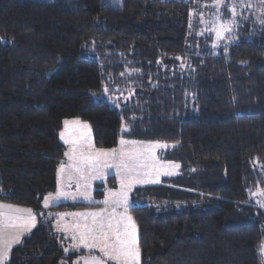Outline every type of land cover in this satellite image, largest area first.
Masks as SVG:
<instances>
[{
    "label": "trees",
    "instance_id": "trees-1",
    "mask_svg": "<svg viewBox=\"0 0 264 264\" xmlns=\"http://www.w3.org/2000/svg\"><path fill=\"white\" fill-rule=\"evenodd\" d=\"M195 7L0 0V200L40 213L56 190L64 121L80 119L98 149L161 142L180 167L161 191L132 194L144 202L130 209L141 264H261L264 209L251 195L264 189V16L250 9L216 44L197 36ZM71 258L42 221L6 264Z\"/></svg>",
    "mask_w": 264,
    "mask_h": 264
},
{
    "label": "snow or ice",
    "instance_id": "snow-or-ice-1",
    "mask_svg": "<svg viewBox=\"0 0 264 264\" xmlns=\"http://www.w3.org/2000/svg\"><path fill=\"white\" fill-rule=\"evenodd\" d=\"M215 6L219 9L221 6H227L225 0H216ZM231 12L235 14V5L231 7ZM219 18V14H218ZM230 31L229 24H221L218 29H216L217 38H222V33ZM65 129L67 130L69 124H81L80 121H64ZM82 128L88 129L87 124L81 125ZM67 131L61 132L60 137L64 140L65 143L76 144L77 141H69L65 139ZM126 141L121 140L120 144L124 145ZM165 144H153L149 145L148 148L154 150L156 148H165ZM73 155L69 156V159H76L75 153L76 149H72ZM67 155V153H66ZM139 153H125L123 151L119 154V163H111L107 158L116 160L117 151L115 149L105 151L100 150L94 153L84 154L81 153L79 157V163L75 165V170L80 173V180L84 181L83 187L84 192H81V195L85 199H91L90 193L87 191L90 188V184L85 176V170H88L89 173H94L98 171L101 166L105 168L116 167L118 169H123L125 172L132 173L136 172V175H128L121 179V189H131L134 183H159V175H170L168 171H162L161 169H155V176L150 172H145L144 176L141 177L139 172L136 171L137 168L146 167V164L143 163L139 157ZM101 157H104L103 161ZM150 158L155 161L156 156L155 152L151 151ZM172 168H178L179 165L173 164ZM60 173L64 172V166L62 165L59 169ZM62 187V186H61ZM81 185L77 183V190H80ZM71 195L63 190L57 192L56 197H47L44 200V206L47 208L49 206V201L52 199H59L61 197L67 198ZM110 198L112 203L116 206L124 205V212L128 211V192L122 191L120 193L110 192ZM264 195V193H261ZM104 204H108L109 200L106 199L103 201ZM261 206L264 207V202L261 203ZM3 205H0V208H3ZM21 213H26L22 215ZM74 215L82 216L85 219L91 217V224L85 223L83 226L77 224L75 225L76 232L72 236L74 241H77L73 245L75 249H79L80 246L86 249H96L98 248L101 253L109 261H115L116 264H139L140 260V250L137 246V235H136V226L132 221L131 216L124 214L120 215V218L117 219L115 207H113L110 217L105 222L103 212H90V213H75ZM62 218V217H61ZM36 224V216L32 213L30 209H19V208H9V214L4 215L0 212V264H3L5 256L8 255L10 246L20 242L21 236L30 231L32 227ZM13 230L8 233V238L5 239V233L7 230ZM67 251V249H66ZM260 251L264 254V244H261ZM79 264V262H77ZM84 264H105L104 260L90 257L84 260Z\"/></svg>",
    "mask_w": 264,
    "mask_h": 264
},
{
    "label": "rangeland",
    "instance_id": "rangeland-1",
    "mask_svg": "<svg viewBox=\"0 0 264 264\" xmlns=\"http://www.w3.org/2000/svg\"><path fill=\"white\" fill-rule=\"evenodd\" d=\"M20 1L27 2L28 0H20ZM40 1H49V0H40ZM185 1L191 2L192 6H196L195 10L191 13L192 14L191 15V23H192V25H194V28L196 26L197 36H205L206 38H213V41L216 44L220 43V41L224 40L225 36L228 33L233 34V32L237 31L236 29L239 26V24H237V23L245 21L246 15L249 14L248 11L250 9L257 10L258 4L264 2V0H225V4L227 6L226 7L221 6L219 9H217V7L215 6L216 0H209V2H206L205 0H185ZM101 4L107 8L120 9L122 7L123 0H101ZM233 4L235 5V14L234 15L231 12V7L233 6ZM247 8H249V9L247 10ZM257 12L254 11L252 14L250 13V15H255V18L260 17V19H262V17L264 16V4L260 5V8L257 10ZM218 14H219V18H218ZM222 18H224L225 21L222 20ZM256 20H258V19H256ZM221 24H229L230 25V31L222 33V38L218 39L216 36V29H218ZM227 43H228V41L225 44L227 45ZM130 96H131V93L128 94V98ZM107 97L109 99H111L112 103L115 102L117 99L121 100L123 98V97L120 98L119 96L118 97L107 96ZM122 100H125V99L123 98ZM76 120L80 121L81 124H79V125L69 124L67 130L65 129V124H64L63 129L60 131V133L67 131L65 139H68L69 141H72V140L77 141L76 144L65 143L64 140L61 139L60 134H59L60 142L64 146V159L65 160L67 159L66 161H64V159H63V161L60 163V165L62 166L65 162H67V164L69 166H67V167L64 166V169H67L68 171H69V168L71 170H74L71 173V175H74L71 177V180H73L75 182H70L71 190L68 191L67 193H70L71 195H69L67 197L76 199V200H78V202H80L79 200L86 201V199L81 195V192L85 191V189L83 187L84 181L80 180V173H78L75 170V165L79 163V157H80L81 153H84V154L94 153V152L100 151L102 149H98L95 147L93 133H92L90 125L87 122L82 121L80 119H67V121H76ZM83 124H87L89 126L88 129L82 128L81 125H83ZM121 140L126 141V143L124 145H121L119 142V145L117 147L113 148L117 151V158H116V160H112L111 158H107L111 163H114V164L119 163V154L121 151H123L125 153H139V154H141L139 159L143 163L146 164V167L136 169V171L139 172L141 177L144 176L145 172H150L153 176H155V169H161L162 171H168L171 174L170 175H164V174L159 175V183H134L133 186L131 187V189H127V188L121 189V179L125 176H128V175L134 176V175H136V172L128 173V172H125L123 169H118L116 167L105 168L103 166H101V168L94 173H89L88 170H85L84 174L88 180V183L90 184V188L87 189V191L89 193L91 192L92 186L95 185L96 182H98L97 180H99L103 176L107 175V178L105 179V181H103V183H105V184H103L104 185L103 197L100 198V200H102V202H99V203L104 205V208H102L101 211L104 213L105 222H107V219L110 217V214L112 212L113 207H115L117 219L120 218L121 214L131 216V214L128 211L126 213L124 212V207H125L124 205L116 206L112 203L113 198H110L108 195L110 192L120 193L122 191H127L128 192V203H131V206L142 205V204H144L142 198H140V199L136 198L137 200H134L132 198V194L134 193V190L136 188L138 189V188H145V187H154V188H152V192L161 191V189L158 190L157 187H159L162 184L163 179L173 178V177H176L180 174V167L172 168L171 165L176 164V163L165 159L166 154H167V149L169 148L168 145L165 148H156L154 150H151L148 148L149 145L158 144V143L159 144H165V143L144 142V141L129 140V139H121ZM73 148L76 149V153H75L76 159H74V160L69 159V156L73 155V152H72ZM113 149H108L105 151H109V150H113ZM151 151L155 152V156H156L155 161H153L150 158ZM66 153H67V155H66ZM104 159H106V158L101 157L102 161ZM61 166H59L58 168L60 169ZM110 173H112V176L108 177V174H110ZM113 176H116L117 178H114ZM77 183H79L81 185L79 191L77 190ZM100 184H102V183H100ZM111 184H113V186ZM108 188H114L115 190L110 191ZM104 189L105 190L107 189L105 195H104V191H105ZM95 191H97V190H95ZM95 191H94V194H95ZM155 193H158V192H155ZM261 193H264V189H258L256 192H254L251 195V200L254 201L256 204H258L260 207H262L261 203L264 202V195H261ZM46 197H56V194H52L51 196L47 195ZM45 198H44V200H45ZM63 198L64 197H61L59 199H63ZM106 199L109 200L108 204L103 203V201ZM44 200H43L42 204L44 203ZM54 200H57V199H52L49 201V203L53 202ZM0 201H1V203L13 204L10 202H4L2 200H0ZM96 203H98V202H96ZM14 205H16V204H14ZM77 205H79V204H77ZM22 207L24 209L28 208V207H24V206H22ZM262 208L264 209V207H262ZM28 209H30L32 212L34 211L31 208H28ZM41 211H42V209H41ZM41 211L39 214L40 221H39L38 225H40V223L42 221L49 222L47 220V217L49 215L46 216ZM34 212H36V211H34ZM58 217H63V215H59ZM80 220H83V219L81 218ZM132 221L134 222L133 218H132ZM134 224L136 226V230L138 231L137 225L135 222H134ZM62 226L66 227L67 225H65L63 223ZM35 228H37V227H35ZM58 239L60 242L64 241V239H62V238L58 237ZM261 244H264V238H263V241L261 242ZM79 254L80 253L75 252V253H72L71 255L70 254H68V255L65 254V255L69 256V257L71 256L72 257L71 260H73ZM63 255H64V253H63ZM259 256H260V263L264 264V254H262L260 250H259ZM65 261H66V259L63 262H65Z\"/></svg>",
    "mask_w": 264,
    "mask_h": 264
},
{
    "label": "crops",
    "instance_id": "crops-1",
    "mask_svg": "<svg viewBox=\"0 0 264 264\" xmlns=\"http://www.w3.org/2000/svg\"><path fill=\"white\" fill-rule=\"evenodd\" d=\"M66 160L64 159V161H66ZM59 166H61V165H59ZM63 166L67 167L69 165L67 164V162H65L63 164ZM73 171L74 170H71L69 168V171L67 169H64V172L60 173L59 172V168L57 169L56 190H55V192L51 193L49 196H51L52 194H57V192L60 191V190H63L65 192H68V191L71 190L70 182H75V181L71 180V177L74 176V175H71V173ZM110 176H112V173L108 174V177H110ZM113 177L117 178L116 176H113ZM106 178H107V175L103 176L102 178L97 180L98 182H96L95 185L92 186L91 192H90V196H91L90 200L89 199L88 200L86 199V201L79 200L80 202H78V200H76V199L67 197V198H63V199L54 200L53 202L49 203V206L47 208L44 206V203L42 204V211L41 212L43 214H45L46 216L49 215L47 217V220L49 222H51V225H52V227L54 229V232L58 235L59 238L64 239V241L60 242V246H61V249H62L63 253L67 254V255L68 254L71 255L72 253H75V252L80 253L75 259L67 260V261L63 262L62 264H77V262H79V264H84V260L87 259V258H90V257H95V258L104 260L105 264H116L115 261L107 260V258L103 255V253H101L99 251L98 248L89 250V249H86V248L80 246L78 250L75 249L73 247V245L76 244L77 241H74L72 239V236L76 232L75 225L79 224V225L83 226L85 223H88L89 225L91 224V217L85 219L82 216L74 215L75 213L100 212L101 209L104 208V205L99 203V202H102V200H100V198H96L94 196V191L96 190V186L98 184H100V183L105 184V183H103V181H105ZM108 189L110 191H114L115 190L114 188H108ZM106 190L104 191V195L106 193ZM96 202H98V203H96ZM62 204H73V205L79 204V205H86V207L79 208V209L67 208L66 210H56V211L54 210V208H56L57 206L62 205ZM0 205L4 206L3 208H0V212H2L4 215H8L9 214V208L24 209L22 206L9 204V203H1V201H0ZM127 208H128V212L130 213V209L132 208L131 203H128ZM25 209H28V208H25ZM32 213L36 216V224H35V226L32 227L30 229V231L25 232L21 236L19 243L12 244L10 246L9 253H8L7 256H5L3 264L7 263L11 251L14 248L18 247L22 243V241L32 232V230L35 227L38 226V223L40 221V216H39L40 213H36L34 211ZM21 214L22 215H26V213H21ZM59 215H63V217L62 218L58 217ZM81 218L83 220H80ZM63 223L65 225H67V226L63 227L62 226ZM12 231L13 230H11V229L7 230V232L5 233V239L8 238V233H10ZM136 235H137V246H138V240H139L138 231L136 232ZM0 246H2V242H0ZM66 249H67V251H66ZM139 264H141V256H140Z\"/></svg>",
    "mask_w": 264,
    "mask_h": 264
}]
</instances>
